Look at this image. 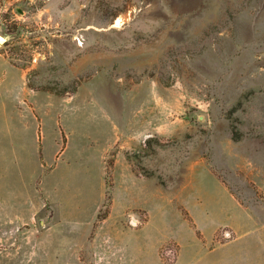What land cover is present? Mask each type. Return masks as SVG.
Instances as JSON below:
<instances>
[{
    "label": "rangeland",
    "instance_id": "rangeland-1",
    "mask_svg": "<svg viewBox=\"0 0 264 264\" xmlns=\"http://www.w3.org/2000/svg\"><path fill=\"white\" fill-rule=\"evenodd\" d=\"M0 36V264H251L264 0H0Z\"/></svg>",
    "mask_w": 264,
    "mask_h": 264
},
{
    "label": "crops",
    "instance_id": "crops-1",
    "mask_svg": "<svg viewBox=\"0 0 264 264\" xmlns=\"http://www.w3.org/2000/svg\"><path fill=\"white\" fill-rule=\"evenodd\" d=\"M195 234V233H194ZM246 235V232L244 233ZM263 237L259 236V241L261 242V244L263 245V249H259L260 251L257 252H253L251 254H253V256H251L249 259L251 261V264H264V233H261ZM196 236V235H195ZM197 237V236H196ZM198 238V237H197ZM251 238V237H248ZM199 239V238H198ZM183 249V247H182ZM182 253V250H181ZM249 254V256L251 255ZM247 255V254H246ZM242 256V260H243V255ZM248 257V256H247ZM180 258L178 259V261L176 262V264H180ZM230 260V259H229ZM156 264H163L162 262L157 261ZM185 264H196L194 263H185Z\"/></svg>",
    "mask_w": 264,
    "mask_h": 264
},
{
    "label": "built area",
    "instance_id": "built-area-1",
    "mask_svg": "<svg viewBox=\"0 0 264 264\" xmlns=\"http://www.w3.org/2000/svg\"><path fill=\"white\" fill-rule=\"evenodd\" d=\"M136 222H137V221H135V222H134V225H136ZM225 235H226V237H228V238H230V237H231V234H230V233H228V232H227Z\"/></svg>",
    "mask_w": 264,
    "mask_h": 264
},
{
    "label": "water",
    "instance_id": "water-1",
    "mask_svg": "<svg viewBox=\"0 0 264 264\" xmlns=\"http://www.w3.org/2000/svg\"><path fill=\"white\" fill-rule=\"evenodd\" d=\"M5 38L0 36V42H4Z\"/></svg>",
    "mask_w": 264,
    "mask_h": 264
},
{
    "label": "bare ground",
    "instance_id": "bare-ground-1",
    "mask_svg": "<svg viewBox=\"0 0 264 264\" xmlns=\"http://www.w3.org/2000/svg\"><path fill=\"white\" fill-rule=\"evenodd\" d=\"M117 23L119 24V23H120V21L118 20V21H117Z\"/></svg>",
    "mask_w": 264,
    "mask_h": 264
}]
</instances>
